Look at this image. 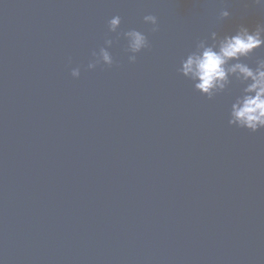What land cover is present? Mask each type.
Returning a JSON list of instances; mask_svg holds the SVG:
<instances>
[{
	"label": "water",
	"instance_id": "water-1",
	"mask_svg": "<svg viewBox=\"0 0 264 264\" xmlns=\"http://www.w3.org/2000/svg\"><path fill=\"white\" fill-rule=\"evenodd\" d=\"M117 15L151 48L87 70ZM258 23L255 0H0V264H264V129L229 125L239 85L178 72Z\"/></svg>",
	"mask_w": 264,
	"mask_h": 264
},
{
	"label": "clouds",
	"instance_id": "clouds-1",
	"mask_svg": "<svg viewBox=\"0 0 264 264\" xmlns=\"http://www.w3.org/2000/svg\"><path fill=\"white\" fill-rule=\"evenodd\" d=\"M255 3L264 5V0H255ZM229 16L226 8L219 13L221 20ZM143 21L152 26V33L159 31L155 15H145ZM120 26L121 17L118 15L108 21V33L115 34V38L106 35L104 46L92 51L87 70H95L101 65L113 66L115 61L108 49L121 37L126 41L124 51L128 54L129 63H135L138 53L151 48L148 37L142 31H123ZM259 48H264V23H258L251 30L241 24L234 33L222 36L212 31L209 37L199 40L194 49L181 59L178 72L192 81L195 90L209 100L225 93L234 83L239 85V94L230 105L228 123L257 132L264 129V57L255 59V67L245 61ZM80 75V67L71 70L73 78Z\"/></svg>",
	"mask_w": 264,
	"mask_h": 264
}]
</instances>
